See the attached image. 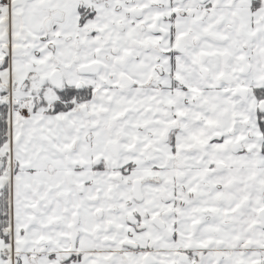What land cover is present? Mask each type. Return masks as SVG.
<instances>
[{"label":"snow or ice","instance_id":"snow-or-ice-1","mask_svg":"<svg viewBox=\"0 0 264 264\" xmlns=\"http://www.w3.org/2000/svg\"><path fill=\"white\" fill-rule=\"evenodd\" d=\"M0 264H264V0H0Z\"/></svg>","mask_w":264,"mask_h":264}]
</instances>
